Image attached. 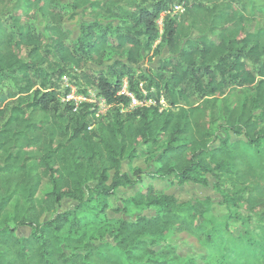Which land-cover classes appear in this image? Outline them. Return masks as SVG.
<instances>
[{"label":"trees","instance_id":"trees-1","mask_svg":"<svg viewBox=\"0 0 264 264\" xmlns=\"http://www.w3.org/2000/svg\"><path fill=\"white\" fill-rule=\"evenodd\" d=\"M70 1L0 0V264H235L210 261L209 197L180 202L152 183L212 177L219 204L264 226V0ZM78 9L91 21L71 42L62 21ZM161 46L157 70L137 71ZM109 50L112 63L84 70ZM63 76L107 113L62 102ZM123 78L155 105L124 110ZM139 155L155 158L152 171L121 170ZM144 183L119 209L133 220L106 216L119 187ZM65 198L76 204L59 211ZM180 233L203 247L197 258L169 242Z\"/></svg>","mask_w":264,"mask_h":264},{"label":"rangeland","instance_id":"rangeland-1","mask_svg":"<svg viewBox=\"0 0 264 264\" xmlns=\"http://www.w3.org/2000/svg\"><path fill=\"white\" fill-rule=\"evenodd\" d=\"M71 2L70 0H62V3ZM173 6L169 13L180 14L183 10L182 7ZM69 11L65 13L62 26L64 29L69 31V41L73 42L79 35V27L83 22H89L91 19L85 17L81 13V9L76 10L73 17H70ZM161 21V19L159 20ZM159 23V22H158ZM37 26L40 29L43 28L41 19L37 20ZM161 27V25H160ZM195 35V34H194ZM154 48V46H153ZM169 56L167 48L161 46L158 50V54L152 58L151 61H141L137 65V71L144 70L146 68H151L157 70L159 67V61L163 58ZM117 58V54L113 50H109L106 54V60L102 66H95L93 64H86L84 70L91 68L93 71L101 70L113 62ZM63 78H66L65 80ZM75 81L71 80L69 76H63L61 78V85L63 88L68 85H73ZM126 84L127 90V79H122V84ZM140 88V87H139ZM91 93L98 95L94 90L88 88ZM128 91V90H127ZM145 93V92H144ZM163 102V101H162ZM147 101V104H150ZM164 103H161L163 105ZM150 105H153L150 104ZM141 107V106H140ZM161 107V106H160ZM138 108V106H128L124 110L130 111ZM232 139L235 136L231 135ZM155 158L153 156L139 155L137 158L133 159L131 162H123L121 170L123 172L132 174L134 168H140L144 172L152 171L155 166ZM214 179L208 177L207 186H202L195 183H185L183 185L174 184L170 185L167 181H153V187L159 194H170L173 195L180 202L185 201H195L202 200L206 197L211 199V211L200 219V222L204 223L208 228L209 232L212 234L214 245L210 252V261L212 263L223 261L225 263H239V264H262V253L261 249L264 245V226L257 222L255 218H250L240 209H228L224 205L219 204V195L213 189ZM147 185L138 184L135 186H124L119 187L114 195L109 198V207L106 209L105 214L109 217H125L126 219L133 220L134 216L139 213L136 210H132L128 214H121L119 209L123 206V201L131 197L137 190L141 189L143 186ZM23 203L20 198H14L10 204V208L16 204ZM76 202L74 200L65 198L61 201L58 210L64 211L72 208ZM141 214L150 217L153 215L152 210L141 211ZM50 214L43 216L42 220L50 218ZM17 233L22 236H27L30 233L28 227H19ZM169 242L175 245L179 251L197 258L203 251V247L193 241V239L187 234L180 233L173 237Z\"/></svg>","mask_w":264,"mask_h":264},{"label":"built area","instance_id":"built-area-1","mask_svg":"<svg viewBox=\"0 0 264 264\" xmlns=\"http://www.w3.org/2000/svg\"><path fill=\"white\" fill-rule=\"evenodd\" d=\"M180 7H182V6H178L177 8H180ZM158 22H159L158 24L160 27L161 21H158ZM63 79L65 80L66 78H63ZM139 87H140V89H142L141 84L139 85ZM66 88L68 89V91L65 95H63V97L61 98V101L73 103L74 110H76L78 108L79 104H81L82 102H86V103L91 105L90 107L93 110L94 117L99 118L101 116H104L107 113V111L109 109V105L107 104V102L103 96L93 94V93H91L90 90H88L86 93L77 94L75 86H72V85H68ZM142 92L144 93V91H142ZM118 94L126 95L129 98L128 104L130 106L149 107L150 104H152V103H153V105H155V103H154V101H152V99H146V98L138 99L132 93L128 92L126 90V84L125 83L122 84L121 90L119 91ZM147 101H150L151 103L147 104ZM161 103H164V104L161 105ZM159 104L161 106L160 109H162L165 106L164 100L161 99Z\"/></svg>","mask_w":264,"mask_h":264}]
</instances>
